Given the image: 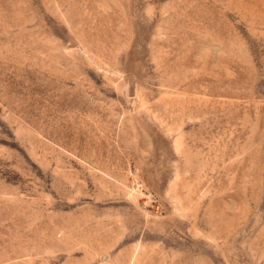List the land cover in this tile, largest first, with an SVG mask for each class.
<instances>
[{
  "label": "rangeland",
  "instance_id": "1",
  "mask_svg": "<svg viewBox=\"0 0 264 264\" xmlns=\"http://www.w3.org/2000/svg\"><path fill=\"white\" fill-rule=\"evenodd\" d=\"M0 264H264V0H0Z\"/></svg>",
  "mask_w": 264,
  "mask_h": 264
}]
</instances>
